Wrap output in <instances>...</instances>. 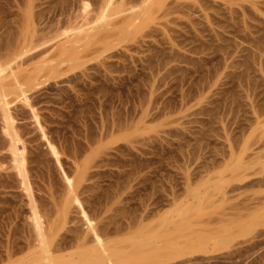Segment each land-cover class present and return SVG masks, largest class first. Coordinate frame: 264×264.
Returning <instances> with one entry per match:
<instances>
[{"label":"rangeland","instance_id":"rangeland-1","mask_svg":"<svg viewBox=\"0 0 264 264\" xmlns=\"http://www.w3.org/2000/svg\"><path fill=\"white\" fill-rule=\"evenodd\" d=\"M73 1L0 0V264H264V0Z\"/></svg>","mask_w":264,"mask_h":264},{"label":"bare ground","instance_id":"bare-ground-1","mask_svg":"<svg viewBox=\"0 0 264 264\" xmlns=\"http://www.w3.org/2000/svg\"><path fill=\"white\" fill-rule=\"evenodd\" d=\"M74 1H75V0H74ZM74 1H73V2H74ZM79 1H80V0H79ZM83 1H84V0H83ZM110 1H111V0H110ZM114 1H115V0H114ZM122 1H123V0H122ZM174 1H175V0H174ZM77 2H78V1H77ZM106 2H107V1H106ZM140 2H143V7H144L145 5H147L146 7H150V8H152V9L155 11L154 13H156V11H157L158 9H160V7L163 5V3H162L163 0H157V3H155L156 1L153 2V1H151V0H150L149 2L147 1L148 3L145 2V0H144V1H141V0H140ZM144 2L147 3V4H144ZM166 2H167V1H166ZM179 2H180V1H179ZM81 3H82V5H83V2H80V6H81ZM169 3H170V2H169ZM180 3H181V2H180ZM77 4H78V3H77ZM105 4H106V3H105ZM110 4H111V3H110ZM114 4H115V2H114ZM116 4H117V3H116ZM122 4H123V3H122ZM137 4H138V3H137ZM137 4H135V5H137ZM140 4H141V3H139V5H140ZM75 5H76V2H75ZM107 5H108V4H107ZM173 5H174V4H173ZM83 6H84V5H83ZM83 6H82V7H83ZM86 6H87V5H86ZM86 6H85V7H86ZM105 6H106V5H105ZM105 6H104V7H105ZM132 6H134V5H132ZM175 6H176V5H175ZM73 7H74V6H73ZM77 7H78V6H77ZM104 7H103V8H104ZM107 7L109 8V5H108ZM127 7H129V6H127ZM177 7H178V6H177ZM86 8H87V10H88V7H86ZM135 8H137V6H135ZM141 8H142V7H141ZM141 8H140V9H141ZM150 8H148L149 11H150ZM74 9H75V8H74ZM78 9H80V11H81V8H80V7H79ZM105 9H106V8H105ZM105 9H104V10H105ZM126 9H127L128 11H130L129 9H132V8L129 7V8H126ZM140 9H138V10L140 11ZM165 9H166V8H165ZM71 10H72V9H71ZM127 10H126V12H127ZM135 10H137V9H135ZM138 10H137V12H138ZM153 10H152V11H153ZM166 10H167V9H166ZM63 11H64V10H63ZM76 11H79V10H76ZM85 11H86V10H85ZM106 11H107V10H106ZM133 11H134V8H133ZM133 11H132V12H133ZM149 11H148V12H149ZM163 11L165 12V10H163ZM68 12H71V11H68ZM81 12H83V11H81ZM81 12H79V13L81 14ZM135 12H136V11H134V13H135ZM148 12L146 11V13L149 15ZM65 13H66V12H65ZM76 13L78 14V12H76ZM86 13H89V12H86ZM86 13H85V14H86ZM124 13H125V11H124ZM124 13H123V14L120 13V15H122L121 18L118 17L119 14H118V15L116 14L117 16L113 15L112 17H114V16H115V17H118L122 22L125 21V22L129 23V22L131 21L130 19L134 18L135 15L138 14V13H136V14L133 13V15H131V14H130L131 11H130V12H129V16H128V15H127V16H123V15H125ZM139 13H140V12H139ZM154 13H153V14H154ZM72 14H73V13H72ZM83 14H84V13H83ZM102 14H103V13H102ZM102 14H101V15H102ZM105 14H106V16H107V12H105ZM105 14H104V15H105ZM113 14H115V13H113ZM126 14H128V12H127ZM161 14H162V13H161ZM66 15H67V14H66ZM75 15H76V14H75ZM75 15H74V16H75ZM88 15H89V14H88ZM101 15H100V16H101ZM120 15H119V16H120ZM144 15L147 16L146 14H144ZM144 15H142V17H143ZM29 16L31 17V13L28 14V17H29ZM32 16H33V15H32ZM69 16H70V15H69ZM72 16H73V15H72ZM76 16H77V15H76ZM78 16H81V15L78 14ZM78 16H77V18L79 19ZM89 16H90V15H89ZM153 16H154V15H153ZM70 17H71V16H70ZM104 17H105V16L102 15V17H101V18L99 17V19H102V20H104V21H105V20L107 21V20L110 18V17H109L108 19H107V18L104 19ZM112 17H111V18H112ZM115 17H114V18H115ZM140 17H141V16H140ZM142 17H141V18H142ZM83 18H84V19H83ZM87 18H88V17L86 16V19H87ZM111 18H110V21H111ZM75 19H76V18H75ZM75 19L72 20V18H71V20H72L73 22L75 21ZM78 19H77V20H78ZM81 19H83L84 21L81 20ZM81 19H79V20H81V22H82V21H83V22H86V24H87L88 21L90 20V19L88 18V20L85 21V17H83V16H82ZM134 19H135V18H134ZM134 19H133L132 21H134ZM152 19H153V18H152ZM120 20H119V22H120ZM91 21H92V20H90V22H91ZM99 21H100V20H99ZM128 21H129V22H128ZM132 21H131V22H132ZM147 21H148V19H147ZM78 22H79V21H78ZM83 22H82V23H83ZM90 22H89V23H90ZM97 22H98V20H97ZM117 22H118V20H117ZM119 22H118V23H119ZM125 22H124V23H125ZM137 22H138V20H137ZM98 23H99L100 25L97 24V23H94V24H96L97 26H93V25H92L93 23H92V24H90V26L92 25L93 27L89 28L90 26L88 25V26H89L88 28H87V26H85L86 28L83 27V29H80V27H82L83 24H82V26H80L81 23H80V24L77 23V24L79 25V29H80L79 32H78V34H77V32H73V33H71L70 35H73V34H74L75 36H73V37H69V38H66L65 41L62 40V41L65 42L64 45H66V44H68V43L76 42V41H78V40H80V39H83V38H85V37H89V38H91V40H92V39H93V36H94V34H95V32H94V34H92V32H93L92 30H95V29H97V28H98V30H99V29H101V28H99V27H103V25L105 24V23L102 24L101 21L98 22ZM112 23H113V22H112ZM127 23H126V24H127ZM141 23H142V22H141ZM84 24H85V23H84ZM116 24H117V23H116ZM120 24H121V23H120ZM122 24H123V23H122ZM136 24H137V23H136ZM132 25H133V24H131V26H132ZM74 26H75V25H74ZM76 26H77V25H76ZM119 26H120V25H119ZM125 26H127L126 28L128 29V25H125ZM135 26H136V25H135ZM137 26H138L137 28H139V25H138V24H137ZM120 27H122V25H121ZM129 27H130V25H129ZM73 28H75V27H73ZM73 28H72V31H73ZM116 28H117V26L114 27L113 29H116ZM131 28H132V27H131ZM137 28H136V29H137ZM75 29L77 30V28H75ZM105 29H107V28H105ZM110 29H111V28H110ZM120 29H121V28H120ZM120 29H119V27H118L117 30H120ZM127 29H126V30H127ZM133 29H134V28H133ZM76 30H75V31H76ZM98 30H96V33H97V35L99 36L100 34H98V33H100L101 30H99V31H98ZM103 30H104V28H103ZM111 30H112V29H111ZM128 30H129V29H128ZM69 31H71V30H69ZM69 31H68V32H69ZM72 31H71V32H72ZM91 31H92V32H91ZM97 31H98V32H97ZM105 31H106V30H105ZM108 31H110V30L108 29ZM113 31H114V30H113ZM113 31H112V32H113ZM120 31H123V29L120 30ZM66 32H67V31H66ZM66 32H63V33H66ZM112 32H110L109 36H108V33H106V32H105V34H103L102 36H104V35L107 34V38H108V37H110V35L112 34ZM63 33H62V34H63ZM75 33H76V34H75ZM102 33H103V31L101 32V34H102ZM115 33H116L117 35H116ZM115 33L113 32V34H115L114 37L112 38L113 40H114V38H115L116 36H118V34H119L120 32H119V33L115 32ZM123 33H124V32H123ZM123 33H122L121 36H123ZM132 33H133V31H132ZM28 34H29V33H28ZM30 34H31V33H30ZM30 34H29V35H30ZM113 34H112V36H113ZM125 34H126V33H125ZM125 34H124V35H125ZM24 35H25V33H24ZM24 35H23V37H25ZM31 35H32V34H31ZM57 35H58L59 37H61V35H59V34H57ZM57 35H56V36H57ZM67 35H68V34H67ZM97 35H96V36H97ZM20 36H21V35H20ZM39 36H40V35H39ZM58 36H57V37H58ZM64 36H65V35H64ZM96 36H95L94 38H96ZM119 36H120V35H119ZM121 36H120V37H121ZM36 37H37V36H36ZM40 37H41V36H40ZM59 37H58V40H59ZM120 37H119V38H120ZM27 38L29 39V36H27ZM43 38H45V37H43ZM43 38H42V40H43ZM54 38H55V37H54ZM64 38H65V37H64ZM98 38H99V37H98ZM98 38H97V39H98ZM100 38H103V37L100 36ZM105 38H106V37H105ZM116 38H117V37H116ZM116 38H115V39H116ZM121 38L124 39L123 37H121ZM24 39H25V38H24ZM40 39H41V38H40ZM19 40H20V39H19ZM38 40H39V39H38ZM55 40H57V39H55ZM89 40H90V39H89ZM91 40H90V42H91ZM93 40H94V39H93ZM100 40H102V39H100ZM119 40H120V39H119ZM21 41H22V40H21ZM27 41H28V40L26 39V46H27ZM47 41H48V40H47ZM51 41H53V40H51ZM60 41H61V39H60ZM60 41H59V42H60ZM62 41H61V42H62ZM97 41H99V40H97ZM22 42H23V41H22ZM33 42H34V40H33ZM35 42H37V41H35ZM45 42H46V41L43 42V45H44ZM48 42H49V41H48ZM55 42H56V41H55ZM80 42L82 43L83 41H80ZM109 42H110V40H109ZM122 42H123V41H122ZM17 43H18V42H17ZM19 43H21V42H19ZM31 43H32V42H31ZM31 43H30V44H31ZM56 43H58V42H56ZM56 43H53V44H56ZM77 43H78V42H77ZM92 43H93V42H92ZM94 43H95V42H94ZM99 43H100V45L102 46L101 43H103V42L101 41V42H99ZM99 43H95V45H96V44H99ZM111 43H112V42H111ZM119 43H120V42H119ZM28 44H29V43H28ZM30 44H29V45H30ZM35 44H36V43H35ZM41 44H42V43H41ZM49 44H50V43H49ZM53 44H51V45H53ZM59 44H61V43H59ZM59 44H58V45H59ZM82 44H83V43H82ZM87 44H88L87 46L91 45V44L89 43V41H88ZM103 44H105V41H104ZM107 44H108V43H107ZM116 44H117V43H116ZM33 45H34V44H33ZM76 45L79 46V44H76ZM83 45L85 46V48H87V47H86V42H85V44H83ZM83 45H82V46H83ZM105 45H106V44H105ZM111 45H112V47H113V44H111ZM17 46H19V45H17ZM23 46H24V45H23ZM54 46H55V45H54ZM59 46H62V45H59ZM70 46H71V45H70ZM72 46L74 47L75 45H72ZM72 46H71V47H72ZM82 46H81V47H82ZM93 46H94V45H92V47H93ZM31 47H32V46H31ZM31 47H30V48H31ZM36 47H39V46H36ZM36 47L33 46V47H32L33 50H32V49H31V50L34 51V48H36ZM47 47H49V46H47ZM50 47H51V46H50ZM52 47H53V46H52ZM73 47H72L71 52H73V50H74ZM97 47H99V46L97 45ZM112 47H111V49H112ZM114 47H115V45H114ZM114 47H113V48H114ZM23 48H24V47H23ZM26 48H27V47H26ZM26 48H24V49H26ZM39 48H40V47H39ZM44 48H45V45H44ZM44 48L41 47L42 50H43ZM65 48H66V46H65ZM69 48H70V47H69ZM76 48H77V47H76ZM82 48H83V47H82ZM85 48H83L84 51H85ZM105 48H106V47H104L103 49H105ZM108 48H109V47H108ZM16 49H17V48H16ZM36 49H37V48H36ZM50 49H51V48H50ZM53 49H55V47H54ZM57 49H58V48H57ZM57 49H56V50H57ZM79 49H81V48H79ZM79 49L77 48V49H75V50H79ZM89 49H90V48H89ZM95 49H96V48H95ZM97 49L100 50V47L97 48ZM62 50H63V49H62ZM75 50H74V52H75ZM86 50H87V49H86ZM105 50H106V49H105ZM109 50H110V49H109ZM27 51H29V50H27ZM27 51L25 50V52H27ZM36 51H37V50H36ZM46 51H47V50H46ZM46 51H45V52H46ZM60 51H61V50H60ZM60 51H59V52H60ZM65 51H66V50H65ZM65 51H64L63 54H60V55H61V56L64 55V54H65ZM79 51H81V50H79ZM79 51H78V52H79ZM82 51H83V50H82ZM84 51H83V52H84ZM90 51H92V50L90 49ZM93 51H95V50H93ZM103 51H104V50H103ZM15 52H16V51H15ZM25 52L23 51V53H21V54L24 55ZM37 52H38V51H37ZM39 52H40V51H39ZM41 52H42V54H43L44 50L41 51ZM55 52H56V51H55ZM68 52H69V54L71 53L70 50H69ZM74 52H73V54H74ZM87 52H88V51H87ZM87 52H86V53H87ZM95 52L98 53L97 51H95ZM17 53H18V52H17ZM31 53H32V52H31ZM31 53H30V51H29V54H28V52H27V55L29 56ZM34 53H35V52H34ZM96 53H95V54H96ZM21 54H17V55H21ZM48 54H49V52H48ZM48 54L46 55V54L44 53V55H46V56H49ZM52 54H55V53H52ZM57 54H58V50H57ZM57 54H56V55H57ZM77 54H78V53H77ZM17 55H16V56H17ZM27 55H25V56L28 57ZM35 55H39V54H35ZM44 55L42 56V58L45 59L46 56H44ZM50 55H51V54H50ZM70 55H71V54H70ZM79 55H80V54H79ZM25 56H24V58H23L22 56H20V57H22V58L25 60V58H26ZM30 56H31V57H34L33 54L30 55ZM54 56H55V55H53V57H54ZM65 56H66V55H65ZM68 56H69V55H68ZM75 56H76V52H75V54H74V57H75ZM82 56H83V55H82ZM85 56H86V55H85ZM31 57H30V58H31ZM35 57H36V56H35ZM35 57H34V58H35ZM59 57H60V56H59ZM15 58L18 59V57H15ZM22 58H21V59H22ZM42 58H41V59H42ZM46 58H47V57H46ZM48 58H50V57H48ZM48 58H47V59H48ZM66 58H67V57H66ZM75 58H76V57H75ZM13 59H14V58H13ZM19 59H20V58H19ZM23 59H22V61H23ZM27 59H29V57L26 58V60H27ZM32 59H33V58H32ZM35 59H37V58H35ZM52 59H53V58H52ZM64 59H65V58H64ZM70 59H72V57H70ZM42 60H43V59H42ZM65 60H66V59H65ZM73 60H74V59H72V61H73ZM17 61H18V60H17ZM28 61H32V60H28ZM33 61H34V60H33ZM39 61H40V60H39ZM48 61H50V60H48ZM48 61H45V63L47 62V64L50 65V63H48ZM62 61H63V60H62ZM67 61H70V60L67 59ZM9 62L12 63L11 59H10ZM37 62H38V61H37ZM59 62H60V61H59ZM13 63H14V62H13ZM16 63L18 64V62H16ZM24 63H25V62H24ZM24 63H23V64H24ZM27 63H28V62H27ZM45 63H44V64H45ZM54 63H56V66H55V67L57 68V67H58L57 65L60 66L61 64H64L65 61H64V63H63V62H62V63L60 62L59 64H58V61H57V62L54 61ZM33 64H36V63H33ZM40 64H42V63H40ZM40 64L37 63V65H40ZM44 64H43V65H44ZM47 64H45L44 66H43V65H40V67H41V66H43V68H44V67H47V66H48ZM12 65H13V64H12ZM15 65H16V64H15ZM15 65H14V66H15ZM20 65H22V64L19 63V66H20ZM30 65H31V64H30ZM37 65H34V66H37ZM51 65L54 66L55 64H51ZM51 65H50V66H51ZM27 66H28V65H27ZM50 66H49L48 68H50ZM20 67H21V66H20ZM20 67H19V70H20ZM25 67H26V66H25ZM40 67H39V68H40ZM35 68H36V67H35ZM35 68H34V70H35ZM52 68H53V67H52ZM52 68H51V70H52ZM16 69H17V68H16ZM32 69H33V68H32ZM37 69H38V67H37ZM54 69H55V68H54ZM19 70H18V71H19ZM34 70H32V71H34ZM40 70L42 71L43 69L41 68ZM48 70H49V69H48ZM16 71H17V70H16ZM20 71H21V70H20ZM32 71H31V72H32ZM38 71H39V70H38ZM41 71H40V73H41ZM52 71H54V70H52ZM27 72H28V71H27ZM27 72H25V73H27ZM47 72H48V71H47ZM54 72H55V71H54ZM28 73H29V72H28ZM35 73L39 74V73L37 72V70H36V71L33 73V75H31V73H30V75L34 78V77H35V76H34ZM19 74H21V73L19 72ZM19 74H18V76H19ZM24 75H25V74H24ZM24 75H23V76H24ZM26 75H27V74H26ZM26 75H25V76H26ZM43 75H44V74H43ZM25 76H24V78H25ZM26 77H27V76H26ZM28 77H29V75H28ZM28 77H27V79H28ZM38 77H39V76H38ZM38 77H37V78H38ZM25 79H26V78H25ZM22 80H23V77H22ZM22 80H21V83H22ZM7 82H8V83H7ZM7 82H5V81L3 82V80L0 79V103L4 100V95H5L4 93H7V92L12 93L11 91H12L13 89L11 90V89L9 88L11 91H10V90H9V91L7 90V92H6V90H4V89H6L5 87H6L7 85H8V86H9V85H10V86H12V85L15 86V85H16V89L20 88V85H21L20 80H19V78H17V77L14 78V79H12V80H9V81H7ZM12 88H14V87H12ZM13 92H14V91H13ZM6 95H7V94H6ZM37 226H38V224H37ZM151 240H152V239H151ZM154 244H155V243H154ZM167 244H168V243H167ZM218 244H219V243H218ZM218 244H217V245H218ZM133 245H134V251H133V252H134V253H133L134 255H136V256L138 255V256H139V253H140V252L143 253V251H141V250L139 249L140 247L143 246L142 243H140L139 241H134V242H133ZM140 245H142V246H140ZM149 245L152 246V244H150V243H149ZM217 245H215V246H217ZM147 246H148V245H147ZM162 246H163V245H162ZM142 248H144V247H142ZM145 248H147V247H145ZM152 248H154V247H151V248H149V249H151V251H153ZM155 248H156V249L158 248V247H156V244H155ZM155 248H154V249H155ZM160 248H161V247H160ZM160 248H159V251H161ZM168 248H170V247H167V245H166V249H168ZM65 249H66V248L64 247V244L59 243L58 245L55 246V248H54V253H56V254H57V253H61V252L64 251ZM162 250H165V249H162ZM139 251H140V252H139ZM156 251H157V250H155V253H156ZM153 252H154V251H153ZM153 252H152V253H153ZM52 254H53V253H49V252H47V254L44 255V256L40 259V261L43 262V264H67L66 260H65L63 257H60V255H52ZM143 255H144V253H143ZM169 255L171 256V254H169ZM117 256H118V255L116 254V251H114V250H109V249H108V250H101L100 252H97V253H95V254H91L90 256H89V255L84 256V257H83V261H87L89 264H101V263L103 264V263H106V262H108L109 264H117V263H118V261L116 260ZM141 256H142V255H141ZM141 256L138 257V258H141ZM170 256L167 255V257H170ZM136 259H137V258H136ZM156 260H157V259H155V261H156ZM37 261H39V260H34V261H32L30 264H36ZM152 262H153V260H152Z\"/></svg>","mask_w":264,"mask_h":264}]
</instances>
